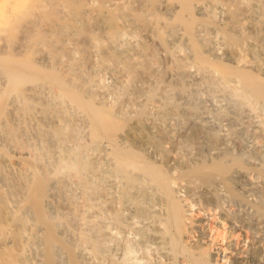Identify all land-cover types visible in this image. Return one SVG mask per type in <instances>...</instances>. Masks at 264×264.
Returning <instances> with one entry per match:
<instances>
[{"label":"bare ground","instance_id":"6f19581e","mask_svg":"<svg viewBox=\"0 0 264 264\" xmlns=\"http://www.w3.org/2000/svg\"><path fill=\"white\" fill-rule=\"evenodd\" d=\"M0 264H264V0H0Z\"/></svg>","mask_w":264,"mask_h":264}]
</instances>
